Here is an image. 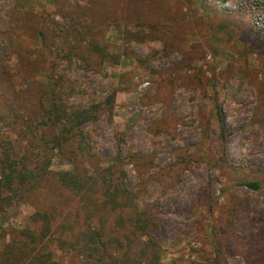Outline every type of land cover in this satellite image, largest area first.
<instances>
[{
  "label": "rangeland",
  "instance_id": "1",
  "mask_svg": "<svg viewBox=\"0 0 264 264\" xmlns=\"http://www.w3.org/2000/svg\"><path fill=\"white\" fill-rule=\"evenodd\" d=\"M51 85L67 105L102 108L84 126L93 162L155 219L161 264H244L249 241L264 243V0H0V158L69 168L42 138ZM82 207L51 177L0 201V252L41 235V213L52 261L90 264ZM100 215L110 254L145 240L126 239L130 214Z\"/></svg>",
  "mask_w": 264,
  "mask_h": 264
},
{
  "label": "trees",
  "instance_id": "2",
  "mask_svg": "<svg viewBox=\"0 0 264 264\" xmlns=\"http://www.w3.org/2000/svg\"><path fill=\"white\" fill-rule=\"evenodd\" d=\"M41 32L39 33L42 35ZM113 100L114 95L111 96L110 103H113ZM40 105V124L48 131L43 134V141L49 144L51 152L55 151V156L61 158L69 168L58 172L50 171V157L41 165L31 166L10 153L9 149H4L0 158V201L8 206L23 202L39 188L43 180L51 177L83 205L88 228L83 232L79 252H82V256L89 260L90 264H161L158 258L155 219L148 210L138 206L124 178L112 177L111 171H104L93 162L95 157L91 152L84 126L99 120L102 110L100 105H90L87 108L67 105L60 98L54 85L48 88L46 97ZM216 116L220 137L225 141V129L219 110ZM107 173L110 174L109 177ZM245 185L258 188L259 184ZM104 210L130 214L129 221L127 220L125 224L128 225L126 239L139 241V238L143 237L145 238L143 243L135 248L128 246L126 251L120 253L123 245L117 240L116 252L110 254L101 227L94 226L93 223V220L98 218L97 225L102 226L100 213ZM51 218L47 214L35 213L32 221L42 222V234L36 235L27 230L24 241L13 240L3 252H0V264H55L52 261V254L46 252L43 245L50 230ZM119 222L123 223V219L119 218ZM245 254L244 264H264V243L251 239ZM217 258L218 256H215L210 264H220Z\"/></svg>",
  "mask_w": 264,
  "mask_h": 264
}]
</instances>
